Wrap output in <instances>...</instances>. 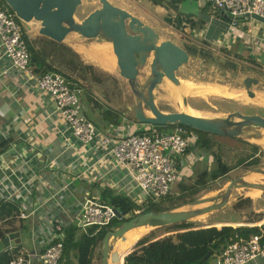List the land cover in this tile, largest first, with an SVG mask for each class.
<instances>
[{
  "label": "crops",
  "instance_id": "crops-1",
  "mask_svg": "<svg viewBox=\"0 0 264 264\" xmlns=\"http://www.w3.org/2000/svg\"><path fill=\"white\" fill-rule=\"evenodd\" d=\"M207 1L210 0H183L181 12L205 21L204 27L187 34L179 31L183 38L190 40L198 49L250 52L251 56H256L255 60L259 59L260 63L264 61V22L247 17L238 19L237 24L232 26L231 17L222 10L210 7ZM135 15L161 35L159 26ZM34 21L27 28L29 37L32 33L43 36L39 32L40 23ZM76 42L79 43L77 38H72L65 45L74 49ZM75 49L81 57H85L84 47ZM107 61V66L102 62L96 64L109 74L119 69L116 59ZM82 86L84 92L81 99L85 112L87 108L89 114L86 115L96 125L100 136L108 134L116 140L123 133L148 127L146 123L138 125L134 113L131 115L133 111L128 109L131 106L129 103L122 106L115 100L106 102L97 99ZM90 96L93 100L89 99ZM146 112L150 114L147 108ZM4 140L9 141V146L0 157V181L4 180L0 182V228L10 236L12 245L35 255L33 264H42L38 254L54 240L57 222L66 226L74 222L79 224L85 199L104 203L102 190L111 189L113 193L126 194L138 203L144 200V195L127 175L124 166L109 152L110 147H102L97 142L84 144L77 140L56 110L53 98L41 92L31 74L14 66L0 47V142ZM202 151L193 148L178 157L180 164L185 166L187 177L191 175L192 178L206 168L207 155ZM189 162L196 164L191 166ZM11 168L15 169L14 174L8 176ZM22 211L29 216L18 217ZM254 213L259 218L247 222L243 215L245 223L235 220L236 224L232 222V226L256 227V224L264 221V206ZM23 232L28 234L24 235ZM210 264H213L212 260ZM247 264H264V257Z\"/></svg>",
  "mask_w": 264,
  "mask_h": 264
},
{
  "label": "water",
  "instance_id": "water-1",
  "mask_svg": "<svg viewBox=\"0 0 264 264\" xmlns=\"http://www.w3.org/2000/svg\"><path fill=\"white\" fill-rule=\"evenodd\" d=\"M4 1L25 23L26 29H29L30 23L35 20L40 23V34L57 42H64L70 33H77L84 38L111 43L120 75L127 80L136 100L128 109L133 111L135 118L141 123L181 124L196 130L234 137L243 136L245 129L249 127L264 129V117L257 113L244 114L241 111H234L224 117H206L192 115L186 111L161 110L157 105L154 91L165 78L177 85L181 83L177 72L190 60L189 52L173 40H161L160 34L152 26L109 0H100L101 6L81 21L77 20L76 11L82 0ZM227 14L232 17L230 12ZM251 17L264 22V18L257 14H252ZM144 66H149L150 75L144 83H140L139 73ZM258 82L257 78L251 76L244 78L249 96H256L252 85ZM184 104L188 105L187 97H184ZM146 108L151 115L146 112ZM238 188H258L264 191V183L247 181L245 175L238 176L230 180L225 190L216 196L198 198L192 202L193 206L210 203L207 206L189 210L176 207L161 211L151 210L123 221L120 226L109 230L103 238V264H116L118 250L128 240L127 233L134 230L136 233L134 238L137 239L156 227L189 221L220 210L229 204L232 191ZM115 211L117 217L122 219L121 212L117 208ZM112 238L116 239L114 244H111ZM9 244L10 237L0 239V253ZM210 253L205 258H208Z\"/></svg>",
  "mask_w": 264,
  "mask_h": 264
},
{
  "label": "rangeland",
  "instance_id": "rangeland-1",
  "mask_svg": "<svg viewBox=\"0 0 264 264\" xmlns=\"http://www.w3.org/2000/svg\"><path fill=\"white\" fill-rule=\"evenodd\" d=\"M116 6L124 8L130 11L132 14H138L142 16L146 21H149L157 26H159V31L161 33V40H173L179 43L183 48L186 46H194L191 44L190 40H186L183 38V35L176 30L174 25H171L166 22V16H174L175 13L168 10L167 8L161 9L162 6L155 5L150 0H109ZM101 6L100 0H82L81 5L77 8L76 18L81 21L84 19L89 13L94 11L96 8ZM136 16V15H135ZM173 19V18H172ZM37 22V21H34ZM38 24V23H34ZM30 34V33H29ZM30 35L32 40H36L39 42V46H41L39 38H44L43 36ZM72 38H77L79 43L75 48L84 47L83 54L85 57L82 58L84 64H92L94 67L89 69V73H87V77L78 74H74V78L81 80L82 85L86 88V92L90 95L92 94L97 99H101L103 101H112L120 102L122 106L124 104L129 103L133 105L136 100L132 90L130 89L127 81L120 75L119 69L117 68L113 73L109 74L104 71L97 65L100 64L98 53L95 52L94 48L98 44L102 43L97 41L96 39L84 38L79 34H69V37L63 42H69ZM74 48V50H76ZM186 49V48H185ZM205 50H208L204 48ZM204 56H190V60L185 63L177 72V75L181 81L185 83V91L180 95L179 101L175 98V96L171 92V87L177 84H174L168 78H165L162 83H160L155 89L156 102L158 107L165 112H175V111H187V112H195L199 113L202 116L206 117H224L230 112L241 111L244 114H259L264 117V61L261 63L258 59L255 60L254 56L250 54V52H230L229 54L223 52H212L210 50L205 51ZM113 51V50H112ZM76 52H78L76 50ZM94 54H93V53ZM115 56L114 52H112ZM96 54V55H95ZM203 55V54H202ZM256 57V56H255ZM89 60V61H86ZM96 60V61H95ZM92 61L93 63H90ZM263 63V64H262ZM63 72L71 75L70 70L65 67H61ZM150 75V68L148 66L142 67L139 73V82L144 83L148 76ZM247 76H251L257 78L259 82L257 84L252 85V90L255 92L256 96L251 97L247 94L244 85V78ZM122 82V84H121ZM126 82V83H125ZM124 84V85H123ZM213 86H222L227 90L226 96L222 94L212 96L208 95L203 97L200 94L194 93L191 94L192 88H210ZM230 95V96H229ZM109 96V98H108ZM184 97H187L188 105L184 104ZM228 97V98H225ZM102 101V102H103ZM199 107V109L194 108L192 106ZM191 110V111H190ZM149 111V110H148ZM86 114L87 108H86ZM89 115V114H88ZM133 116V112H131ZM92 117V116H91ZM137 120V119H136ZM138 125L143 124L139 120L137 121ZM141 128V127H140ZM245 133L243 137L249 140L252 143L257 144L261 151L259 152V157L261 161L259 164L254 166H247V164L240 163V159L244 157L246 154L250 153V151H231L229 156H224V161L229 165L231 171L227 174L223 175L220 179L215 181H210L209 183L199 186L194 190L192 194L187 196L178 197V195L174 194V196L178 197L172 201L169 199L163 200V206L170 208H180L183 210H189L192 208H199L201 206H207L210 203L205 205H192V202L198 198L203 197H213L219 194L221 191L225 190L227 184L230 180L238 177L244 176L247 173L253 172L261 175V179L259 183H264V147L258 143L257 138L264 137V129L260 127H249L245 129ZM167 131V130H165ZM263 150V151H262ZM179 157L178 155L176 156ZM210 162V161H209ZM196 164V163H195ZM207 164V163H206ZM212 164V162H211ZM208 165V164H207ZM213 166V165H211ZM185 167V166H184ZM181 164L180 167L177 166V171L180 177L187 175V171L185 170ZM197 167V166H196ZM203 171V170H202ZM201 171V172H202ZM260 171V172H255ZM200 172V173H201ZM199 174V173H198ZM197 175L192 176V178L187 179L186 182L188 184L196 181ZM246 177V176H245ZM187 178V176H186ZM247 180V178H245ZM172 190V189H171ZM178 190V189H177ZM179 193V190L174 192ZM240 196H243L239 199ZM173 204V206H170ZM264 206V191H253L249 188H238L232 191V195L230 197V202L224 208L220 210H216L207 214H203L201 216L195 217L187 222H192L194 225H200L202 227H208L212 225L221 224H230L232 222H236L237 220L240 222H244L247 220L252 221L253 219L259 218L255 215V210ZM243 215H245V220L243 221ZM236 220V221H235ZM78 223V222H77ZM123 222H119L121 225ZM245 223V222H244ZM80 224V222H79ZM236 224V223H234ZM219 227V226H218ZM176 231L171 226H162L156 227L147 231L144 235L140 236L138 240L143 238H148L151 240H155L158 238H163L165 236L174 237L176 236ZM22 234L27 235V232H23ZM25 237V236H24ZM28 239V238H27ZM24 239V240H27ZM137 240V241H138ZM116 242L115 238H112L111 244ZM128 249L133 250L135 247ZM28 245V244H26ZM137 246V244H136ZM126 251V252H127ZM124 253V255L126 254ZM73 256V255H72ZM102 244L100 243L95 250L93 256L92 264H103L102 260Z\"/></svg>",
  "mask_w": 264,
  "mask_h": 264
},
{
  "label": "trees",
  "instance_id": "trees-1",
  "mask_svg": "<svg viewBox=\"0 0 264 264\" xmlns=\"http://www.w3.org/2000/svg\"><path fill=\"white\" fill-rule=\"evenodd\" d=\"M150 1L155 5L165 7L175 13L173 17L170 15L166 16L165 20L167 23L174 25L173 27L178 31L187 34L188 32L202 28L205 25V21L202 18L199 17L195 19L193 16L186 15L180 11V5L183 0ZM206 4L210 7L213 6L211 1H207ZM24 38L27 42L31 56L29 67L38 76L48 72H58L63 74L67 79L74 80L80 84L79 79L74 78V74L80 73L79 75L86 78L89 69L94 67L92 64H84L79 53L62 42H57L53 39L44 37L39 38V41H41V46H39V42L32 40L29 37L26 29ZM185 48L190 56H204V53H206L203 49H198L196 45H189ZM223 53L229 54L230 52ZM61 67L70 70L71 75L63 72V70L60 69ZM89 99L93 100V97L90 96ZM176 125L181 124H148V127L137 128L132 131V133L148 134L152 132L151 127H156L160 131L171 130ZM182 126L188 130L187 136L190 138V144L185 154L192 151L193 148L203 150L202 152L207 155L206 159L208 165L198 174L196 181L191 184L186 182L187 179H191V175L187 178V175L182 177L179 175L175 181L173 189L165 196V198H163V200L169 199L172 201L178 197L192 194L199 186L205 185L212 180H218L223 175L227 174L232 168H230L224 161L223 157L229 156L231 151L239 150L246 152L249 150L250 153L240 159V163H245L247 166L255 167L261 161V158L259 157L261 148L257 144L252 143L243 137L220 135L196 130L186 125ZM8 146L9 141L4 140L0 142V154L5 152ZM194 164L195 162L188 163V165L191 166ZM176 166L180 167L179 161H177ZM177 189L179 190V193H174L178 191ZM174 194H177L178 197L174 196ZM163 200L159 203H154L151 199H146L141 203H138L126 194H115L111 189L102 190V201L104 204L106 203L117 208L123 216L122 219L115 217L108 225L100 228L96 225L84 228L76 222L66 226L65 246L60 263L92 264L95 250L100 243H103V238L109 230L113 227L120 226V221L123 222L129 220L140 213L151 210L161 211L169 209L170 207L163 206ZM170 206H173V204H170ZM219 225H221V223ZM166 226H171L175 229V238L165 236L155 240L148 238L140 239L136 242L137 246L135 244V247L137 248L129 251L126 250L127 252L124 256L123 264H210L211 256L220 252L231 241V239H235L237 235L249 237L250 235L259 232L258 227L244 225L235 227L231 224H223L221 227H218L217 225L202 227L187 221ZM6 237V232L0 228V238L4 239ZM133 247L134 245L132 248ZM209 252H211L210 256L205 258ZM10 258V253L3 250L0 253V264H8Z\"/></svg>",
  "mask_w": 264,
  "mask_h": 264
},
{
  "label": "built area",
  "instance_id": "built-area-1",
  "mask_svg": "<svg viewBox=\"0 0 264 264\" xmlns=\"http://www.w3.org/2000/svg\"><path fill=\"white\" fill-rule=\"evenodd\" d=\"M210 1L217 10L232 14V26L237 24L238 19L251 17L252 14L264 18V0ZM25 29V23L15 11L0 0V47L3 53L11 58L12 64L18 69L31 74L41 92L53 98L56 110L65 119L77 140L84 144L97 142L102 147H110L109 152L124 166L127 175L144 195L143 199L159 203L171 192L178 177L176 156H182L187 151L190 144L188 130L182 125H176L167 131L151 127L152 132L148 134L126 132L116 140L108 134L100 136L98 128L86 115L81 99L84 89L80 82L78 84L58 72L38 76L30 69L31 56L24 38ZM14 170L11 168L10 174L7 175L14 174ZM28 216L29 214L23 211L18 215L21 218ZM115 217V207L87 198L83 202L79 220L84 228L95 225L100 228L108 225ZM255 226L259 232L249 237L237 235V239H231L220 252L213 254V264H247L264 257V221ZM65 228L66 225L61 222L55 224L54 240L38 254L42 264H61L66 238ZM4 251L11 255L8 264H33L35 255L28 250L18 249L10 243Z\"/></svg>",
  "mask_w": 264,
  "mask_h": 264
},
{
  "label": "bare ground",
  "instance_id": "bare-ground-1",
  "mask_svg": "<svg viewBox=\"0 0 264 264\" xmlns=\"http://www.w3.org/2000/svg\"><path fill=\"white\" fill-rule=\"evenodd\" d=\"M94 50H95V52L98 53L99 60L102 62V64L104 66H107L108 65V61L107 60H110V58H112L113 60L116 59V57L112 53L113 52L112 51V44L109 43V42H102V43L98 44L97 46H95ZM170 87H171L172 94L179 101L180 95L185 91V83L183 81H181V83L179 85H175V86L170 85ZM190 93L191 94L197 93V94H200L203 97H205V96H208V95H217V94H222V95L226 96V94L228 92L222 86H213V87H210V88H207V87H204V88H201V87L194 88L193 87ZM217 96H220V95H217ZM149 113L151 115V112L150 111H149ZM188 113H190L192 115H196V116H202L199 113H195V112H188ZM256 140L258 141L259 144L262 145V147H264V137L257 138ZM245 176H246L245 178H247V181H250V182H259V180L262 177L261 175H259L257 173H253V172L247 173ZM251 190H253V191H259L261 189L253 188ZM205 204H201V205H205ZM127 234H128V236H127L128 240L125 241L120 246V249L118 250V253L116 255V264H123V259H124V256L126 255V254L125 255H123V254L126 252V250H128L129 248H131L134 245V243L137 242V240L139 238V237L137 239H136V237L134 238V235L136 234L134 230L131 231V232H129V233H127Z\"/></svg>",
  "mask_w": 264,
  "mask_h": 264
}]
</instances>
